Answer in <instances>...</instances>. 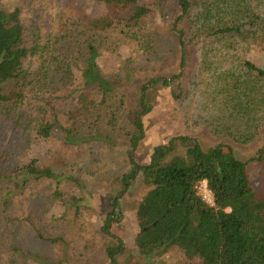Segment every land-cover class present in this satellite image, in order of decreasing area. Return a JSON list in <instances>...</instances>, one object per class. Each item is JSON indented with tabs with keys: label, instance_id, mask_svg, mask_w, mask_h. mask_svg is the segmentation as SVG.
Instances as JSON below:
<instances>
[{
	"label": "trees",
	"instance_id": "16d2710c",
	"mask_svg": "<svg viewBox=\"0 0 264 264\" xmlns=\"http://www.w3.org/2000/svg\"><path fill=\"white\" fill-rule=\"evenodd\" d=\"M91 2L82 19L74 10L68 19L60 17L59 33L53 35L49 46L40 43L33 29L27 30L28 20L20 9L0 8V112L7 116L15 114L17 125L29 117L25 127L32 131L35 125L39 139L53 137L58 129L66 133L67 143L105 139L99 132L83 135L84 127L77 118L78 115L81 119L93 118L95 109L103 108L115 96L118 98L116 93L122 84L138 75L137 68L127 60H116L120 58L115 52L119 51L117 34L138 46L136 60L151 48L149 19L162 0H153L151 4L142 0ZM178 6L180 13L173 30L181 40L184 30L180 21L191 11L192 1L178 0ZM200 7L204 69L213 75L210 82L203 83L218 81L220 95H226L228 103L234 102L239 111L226 113L227 119L248 127L249 115L257 109L254 106L264 108V87L260 90L255 87L260 79L263 82L264 68L248 58L252 44L264 46V0H205ZM79 21L76 36L84 46V53L74 59L73 65L82 63L84 67L78 74L79 82L72 84L75 80L72 62L63 61L58 68L59 77H52L47 68L50 60L47 49L58 46L62 40L70 41L74 36L72 27ZM105 53L108 60L114 56L113 75L100 63ZM222 53L226 63L221 71L212 72L216 70L213 59ZM184 63L183 56L181 64ZM226 68H231L228 75L222 73ZM252 73L258 76L256 82ZM180 76L181 73L171 78L149 77L140 86L132 123L137 133L131 137L128 152L132 168L123 175L121 189L110 200L102 226L111 264H118L126 249L123 239L112 229L119 225L125 210L123 202L140 175L149 187L137 208L140 255L154 257L158 262L167 260L163 264H264V198L254 185L259 159L242 160L224 143L207 151L197 138L186 135L180 137L185 143L184 150L173 162L153 158L140 163L133 156L145 134L144 119L151 111L150 89L159 84L172 86ZM57 78L68 86L71 83V87L53 88ZM249 82L250 86L246 84ZM256 90L263 99L246 101V97L255 96ZM65 103L72 104L70 111L59 108ZM54 175L50 167H40L36 161L10 172L0 167V181L19 179L12 190L21 193L26 190L29 178H59ZM202 181L213 192L214 204L199 194L198 185Z\"/></svg>",
	"mask_w": 264,
	"mask_h": 264
},
{
	"label": "rangeland",
	"instance_id": "374dc122",
	"mask_svg": "<svg viewBox=\"0 0 264 264\" xmlns=\"http://www.w3.org/2000/svg\"><path fill=\"white\" fill-rule=\"evenodd\" d=\"M191 1V11L180 21L184 30L181 40L173 30L180 13L178 0H162L154 8L149 19L151 48L140 59H135L140 51L138 46L117 34L118 41H114L119 42V51L115 52L120 58L116 60H127L137 68L138 75L122 84L116 93L118 98L115 96L103 108L95 109L93 118L81 119L80 115L77 118L84 127L83 135L99 132L105 139L67 143L66 133L61 129L49 139H39L35 125L32 131L25 127L29 117L17 125L13 119L15 114L7 116L0 112V167L10 172L36 161L40 167H50L54 176H59L58 179L31 177L22 193L12 190L19 179L0 181V264H111L102 226L110 200L121 189L123 175L132 168L128 152L131 137L137 133L132 123L140 86L149 77L171 78L181 73L172 86L159 84L150 89L152 107L144 119L145 134L133 153L136 160L140 163H148L153 158L164 163L175 161L184 150L185 143L180 139L184 135L197 138L207 151L224 143L242 160L259 159L254 185L264 198V108L254 106L257 109L249 115L248 127L227 119L226 113L238 111L235 103H228L226 95H220L218 81L203 83L213 77L204 69L205 39L198 22L200 4L205 0ZM142 2L151 4L153 0ZM89 4L92 5L91 0H0V8L22 11L28 20L27 30L33 29L45 46L51 45L53 35L59 33L60 17L68 19L74 10L82 19ZM81 21L72 27L74 36L70 41L62 40L58 46L47 49L50 57L47 68L52 77H59L58 68L63 61L72 62L75 73L72 84L79 82L78 74L84 67L82 63L73 65L74 59L84 53V46L76 36ZM183 56L185 63L181 64ZM248 58L264 68V46L252 44ZM113 59L114 56L108 60L106 53L100 58L109 75L116 72ZM213 61L216 70L212 72H218L226 58L222 53ZM230 69L222 73L228 75ZM252 74L256 82L258 76ZM61 80L57 78L53 88L71 87V83L68 86ZM263 82L260 79L255 87L260 90ZM246 84L250 86L252 82ZM262 99L257 90L254 97H246V101ZM59 108L70 111L72 104H61ZM148 189L140 175L123 202L125 210L119 225L113 226L115 235L126 244L118 264L167 262L163 259L158 262L159 259L138 252L141 225L137 208Z\"/></svg>",
	"mask_w": 264,
	"mask_h": 264
},
{
	"label": "built area",
	"instance_id": "2783aa9c",
	"mask_svg": "<svg viewBox=\"0 0 264 264\" xmlns=\"http://www.w3.org/2000/svg\"><path fill=\"white\" fill-rule=\"evenodd\" d=\"M199 194L210 204H214V194L209 189L208 184L206 181H202L198 185Z\"/></svg>",
	"mask_w": 264,
	"mask_h": 264
}]
</instances>
